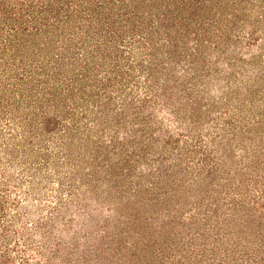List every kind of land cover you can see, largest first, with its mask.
<instances>
[{
  "label": "rangeland",
  "instance_id": "obj_1",
  "mask_svg": "<svg viewBox=\"0 0 264 264\" xmlns=\"http://www.w3.org/2000/svg\"><path fill=\"white\" fill-rule=\"evenodd\" d=\"M0 264H264V0H0Z\"/></svg>",
  "mask_w": 264,
  "mask_h": 264
}]
</instances>
